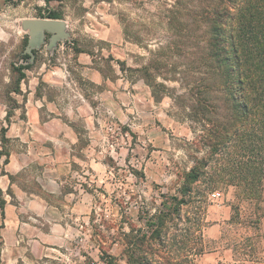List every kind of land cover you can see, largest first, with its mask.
I'll return each mask as SVG.
<instances>
[{"label":"rangeland","instance_id":"obj_1","mask_svg":"<svg viewBox=\"0 0 264 264\" xmlns=\"http://www.w3.org/2000/svg\"><path fill=\"white\" fill-rule=\"evenodd\" d=\"M143 1L0 0V154L7 128L12 161L9 167L0 155L2 264H107L109 256L117 264H264V180L247 198L244 188L214 182L226 178L214 156L190 184L186 176L210 151L195 140L173 100L156 103L143 81L120 73L116 64L111 79L92 84L77 61L75 49L91 50L106 68L100 58L111 46L93 39L87 27H122L123 16L145 45L165 44L164 6L174 0ZM54 9L64 12L69 38L50 49L47 34L26 60L30 33L23 22L47 19ZM110 55L129 67L149 56L133 43ZM30 64L22 84L16 70ZM49 68L67 77L38 86ZM36 88L60 106L45 105L41 126L33 127L26 123V102ZM18 170L16 185L7 188L3 175ZM174 198L184 203L164 217ZM160 220L161 237L151 238L156 227L150 224Z\"/></svg>","mask_w":264,"mask_h":264},{"label":"trees","instance_id":"obj_2","mask_svg":"<svg viewBox=\"0 0 264 264\" xmlns=\"http://www.w3.org/2000/svg\"><path fill=\"white\" fill-rule=\"evenodd\" d=\"M164 7L169 35L165 44L154 48L144 44L132 21L121 17L125 40L140 45L149 55L142 58L141 66L129 67L109 55L100 58L106 63L102 68L96 64L93 51L77 48L75 53H87L105 80L111 79L109 72L116 64L120 73L143 81L156 103L173 100L195 140L210 151L209 157L186 176L190 184L201 179L215 156L221 162L219 172L226 178L214 182L244 188L241 194L249 198L251 188H260L264 180V0H174ZM42 18L63 20L64 12L54 9ZM24 58L29 60V54ZM31 67L16 70L21 82L26 77L23 71ZM7 132V128L2 129L0 155L6 157L5 165L11 157L5 146ZM6 175L14 183L16 176ZM182 203L184 200L174 198L164 217L173 216ZM5 209L6 201L0 200L2 219ZM150 225L156 227L151 238L159 239L163 220ZM105 261L117 264L112 256Z\"/></svg>","mask_w":264,"mask_h":264},{"label":"crops","instance_id":"obj_3","mask_svg":"<svg viewBox=\"0 0 264 264\" xmlns=\"http://www.w3.org/2000/svg\"><path fill=\"white\" fill-rule=\"evenodd\" d=\"M101 3H104V1H101ZM108 16L115 17L108 13ZM69 28V26L66 27V31ZM87 30L94 33L95 35L92 36L93 39H99L100 41L106 42L111 46V51H109L108 56L113 53L116 49L124 48V46L131 44L130 42L125 40L124 32H123V26H89L87 27ZM70 43V41H69ZM43 46H41L42 48ZM45 52L52 56L53 52L46 50L47 46H44ZM40 48V49H41ZM77 61H79L80 65L82 66V69L85 70V72H89V78L92 84L95 85H101L104 81L103 76L101 73L95 68L92 58L87 53H79L76 54ZM46 65V63H44ZM63 66V65H62ZM56 68V67H54ZM54 68H49L45 70L43 73L40 74V76L37 78V85L40 86L42 84L47 85H57L58 80L66 78L67 72H65L63 69L56 70ZM25 79L22 81L23 83H26V81L29 79L28 75L25 72ZM37 86V87H38ZM30 89V88H29ZM29 100L27 99V109L29 114V120L26 121L27 124L38 127L41 126V113L43 111V108L45 105H49L51 108L54 106L55 108H58L60 106V102L49 97L48 94L45 93H39L38 89H35V92H30L28 94ZM53 111V110H51ZM47 124V123H46ZM72 141L75 143L76 138L72 139ZM12 161L10 160V163L7 166H11ZM18 171L9 172L6 171V174H10L13 176H17ZM3 175L5 177H8V175ZM9 179V177H8ZM15 182L11 183L10 179L8 180L7 188H12L15 186ZM2 191H5L4 188H1ZM216 259V258H215Z\"/></svg>","mask_w":264,"mask_h":264},{"label":"water","instance_id":"obj_4","mask_svg":"<svg viewBox=\"0 0 264 264\" xmlns=\"http://www.w3.org/2000/svg\"><path fill=\"white\" fill-rule=\"evenodd\" d=\"M67 23L64 20L28 19L23 22V29L29 31L30 39L26 53L34 58V50L41 48L45 43L46 35L51 34L49 48L53 49L59 41L69 38L66 31Z\"/></svg>","mask_w":264,"mask_h":264},{"label":"built area","instance_id":"obj_5","mask_svg":"<svg viewBox=\"0 0 264 264\" xmlns=\"http://www.w3.org/2000/svg\"><path fill=\"white\" fill-rule=\"evenodd\" d=\"M218 197H220V194L219 193H213L212 194V198H214V199L216 198L217 199Z\"/></svg>","mask_w":264,"mask_h":264}]
</instances>
